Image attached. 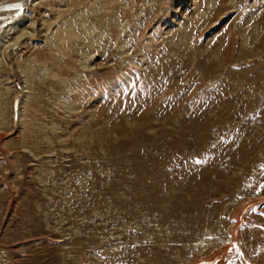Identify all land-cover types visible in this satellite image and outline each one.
<instances>
[{"label":"rangeland","instance_id":"1","mask_svg":"<svg viewBox=\"0 0 264 264\" xmlns=\"http://www.w3.org/2000/svg\"><path fill=\"white\" fill-rule=\"evenodd\" d=\"M19 4L0 264H264V0Z\"/></svg>","mask_w":264,"mask_h":264},{"label":"bare ground","instance_id":"2","mask_svg":"<svg viewBox=\"0 0 264 264\" xmlns=\"http://www.w3.org/2000/svg\"><path fill=\"white\" fill-rule=\"evenodd\" d=\"M22 2H24V0H8V1L1 2L0 3V22L1 21L4 22L8 18L5 16H10L11 18L13 16H15V14H17L16 12L18 11V9L16 7L19 5H23V4H19ZM229 264H231V263H229Z\"/></svg>","mask_w":264,"mask_h":264}]
</instances>
